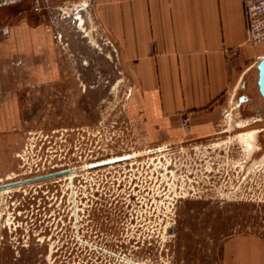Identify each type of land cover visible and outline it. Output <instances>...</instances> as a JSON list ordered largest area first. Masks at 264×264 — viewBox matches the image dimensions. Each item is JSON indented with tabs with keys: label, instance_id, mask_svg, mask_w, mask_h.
<instances>
[{
	"label": "rangeland",
	"instance_id": "rangeland-1",
	"mask_svg": "<svg viewBox=\"0 0 264 264\" xmlns=\"http://www.w3.org/2000/svg\"><path fill=\"white\" fill-rule=\"evenodd\" d=\"M18 36L41 44L14 56L13 70L0 58V183L73 174L0 192V264H241L226 243L245 235L259 251L251 264H264V114L253 121L256 109L238 101L248 92L261 103L257 59L220 132L146 143L126 115L130 79L93 0H0V41ZM252 128L253 152L236 135Z\"/></svg>",
	"mask_w": 264,
	"mask_h": 264
},
{
	"label": "crops",
	"instance_id": "crops-1",
	"mask_svg": "<svg viewBox=\"0 0 264 264\" xmlns=\"http://www.w3.org/2000/svg\"><path fill=\"white\" fill-rule=\"evenodd\" d=\"M93 3L118 48L121 70L130 79L126 115L136 137L146 143H170L220 132L223 109L232 103L245 73L264 53L263 43L247 41L243 0ZM40 41L37 37L4 38L0 41L4 68L13 70V57L25 55L30 43L37 42L39 48ZM6 57L10 58L7 63ZM27 74L35 77L41 72ZM252 244L249 235L231 237L227 255L251 264L260 258L259 251L251 250ZM240 247L241 258L236 257Z\"/></svg>",
	"mask_w": 264,
	"mask_h": 264
},
{
	"label": "water",
	"instance_id": "water-1",
	"mask_svg": "<svg viewBox=\"0 0 264 264\" xmlns=\"http://www.w3.org/2000/svg\"><path fill=\"white\" fill-rule=\"evenodd\" d=\"M255 69H256V88H257V92L259 94V96L262 99V102L264 104V54L261 55L260 57L258 56L257 61L255 63ZM245 99V96H239L238 101ZM237 104H233V107H237ZM131 157L130 153H126V154H120V155H115L114 157H106V158H102L96 161H91L89 163V167H94V166H99V165H104V164H108L110 162H116V161H120V160H124ZM67 171V169L64 170H54V171H49L43 174H39V175H35L32 177H25L23 179H15L12 181H7L4 183H0V189L5 187V186H11V185H16L19 183H25L28 181H33V180H39V179H43V178H47V177H51V176H56L62 173H65Z\"/></svg>",
	"mask_w": 264,
	"mask_h": 264
},
{
	"label": "built area",
	"instance_id": "built-area-1",
	"mask_svg": "<svg viewBox=\"0 0 264 264\" xmlns=\"http://www.w3.org/2000/svg\"><path fill=\"white\" fill-rule=\"evenodd\" d=\"M243 6L247 20V41L251 44L263 43L264 42V0H243ZM223 112L226 114L227 110L223 109ZM113 163L115 162L104 165H111ZM99 166H94V167H99Z\"/></svg>",
	"mask_w": 264,
	"mask_h": 264
},
{
	"label": "bare ground",
	"instance_id": "bare-ground-1",
	"mask_svg": "<svg viewBox=\"0 0 264 264\" xmlns=\"http://www.w3.org/2000/svg\"><path fill=\"white\" fill-rule=\"evenodd\" d=\"M264 54V53H263ZM261 54V55H263ZM260 55V56H261ZM259 56V57H260ZM255 81H256V69H255ZM248 117V116H247ZM251 118V117H250ZM241 119V118H240ZM248 118H244L243 120H241L239 123H237V126H242L244 124H246L248 121H247ZM258 129L257 128H252V129H247V130H242V131H238L236 132V135L238 136V138L240 139H244L246 140L248 143H249V146H250V149L252 148V151L253 152L255 150V146L256 144L254 143V140L256 138V133H257ZM251 154V153H250ZM111 157H114V156H111ZM256 160V159H255ZM96 161V160H95ZM89 163H87V165L89 166ZM112 163V162H110ZM64 169H67V171L65 173H62V175H65L66 177L67 176H72L73 174V170L71 168H64ZM61 175V174H59ZM57 176V175H56ZM53 177V176H51ZM10 179V177H8ZM48 178V177H47ZM9 179H6L7 181H9ZM23 179V178H22ZM44 179V178H43ZM40 180V179H39ZM5 180H2L1 183H4V182H7ZM35 181V180H33ZM30 182V181H28ZM28 182H25V183H28ZM25 183H19V184H16V185H11V186H5L3 188L0 189V192L3 193L13 187H19L21 186L22 184H25Z\"/></svg>",
	"mask_w": 264,
	"mask_h": 264
},
{
	"label": "flooded vegetation",
	"instance_id": "flooded-vegetation-1",
	"mask_svg": "<svg viewBox=\"0 0 264 264\" xmlns=\"http://www.w3.org/2000/svg\"><path fill=\"white\" fill-rule=\"evenodd\" d=\"M246 81L245 80H243V81H241V87L242 88H245L246 89ZM243 95L245 96V99H244V101L242 102V103H244L247 107H249L250 109H256V118L253 120V121H257V120H261V115H263L264 114V112H262L261 110H260V106H263V108H264V104H263V102H262V99H261V103L258 101V97H256L255 95H251L250 93H248V92H244L243 93ZM259 95V94H258ZM248 123V122H247ZM247 123H246V125H247ZM249 124V123H248ZM242 127V126H241ZM263 128H261L260 130H262ZM223 131V130H222ZM258 131H259V129H258ZM210 138H212V137H205V138H202V139H200L201 141H203V140H207V139H210ZM187 140V139H186ZM186 140H182V141H186ZM246 162V161H245ZM244 166V163L242 164V167ZM58 170H64V168L62 169H58ZM41 174H43V173H41ZM33 176H35V175H33ZM30 177H32V176H30Z\"/></svg>",
	"mask_w": 264,
	"mask_h": 264
}]
</instances>
